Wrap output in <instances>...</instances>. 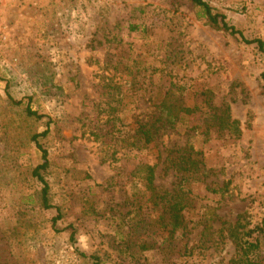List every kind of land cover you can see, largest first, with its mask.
Masks as SVG:
<instances>
[{"label":"rangeland","instance_id":"rangeland-1","mask_svg":"<svg viewBox=\"0 0 264 264\" xmlns=\"http://www.w3.org/2000/svg\"><path fill=\"white\" fill-rule=\"evenodd\" d=\"M206 1L264 40V0ZM263 72L256 44L211 27L189 0H0V264H93L56 231L70 224L101 264L229 263L223 223L264 219ZM164 100L177 121L144 145L140 125ZM227 107L239 137L212 119ZM47 130L56 225L32 175L42 162L32 136ZM184 154L192 172L178 167ZM142 165L156 167V190ZM180 181L173 232L157 192ZM250 239L264 264V233Z\"/></svg>","mask_w":264,"mask_h":264},{"label":"trees","instance_id":"trees-1","mask_svg":"<svg viewBox=\"0 0 264 264\" xmlns=\"http://www.w3.org/2000/svg\"><path fill=\"white\" fill-rule=\"evenodd\" d=\"M190 4L194 8L198 9V16L206 20V23L213 28L222 30L233 36H239L247 44H256L259 50L264 53V40L260 38L248 39L244 36L243 32L237 29L234 25H231L227 16L223 13H217L214 11L212 5L206 0H189ZM262 79L264 81V72L262 73ZM185 111V114H192L196 111V108H180ZM179 109L174 104H168L164 100L161 104V109L159 114L156 116V120L147 121L140 125L139 134L142 135L140 141H144L145 144H149L153 141L154 136L158 133L160 127L172 126L177 121V114ZM27 113L29 115H34L39 117V114L33 111L31 108H27ZM213 121H218L220 128L227 130L228 133L239 137L242 134L241 122L238 119H234L230 116L229 107L222 109L220 114L215 113L212 116ZM48 133L44 131L42 133H37L32 136V140L37 144V147L42 152V162L38 164L32 175L42 183L41 190V205L45 209L56 208L57 215L53 217V223L56 225L59 220L63 218L61 207L52 203L50 198V186L46 180L44 174L50 166L49 153L46 148L42 146L39 139L40 137L46 136ZM137 134V132H136ZM139 141V142H140ZM138 142V141H137ZM138 147V146H137ZM196 163L191 160V155L184 154L182 157L181 164L178 165L179 169H187L192 172L193 167ZM197 166V165H196ZM142 169L146 172L144 178L146 185L150 190H156L155 186V169L154 165H142ZM184 180V178L182 179ZM185 181V180H184ZM160 199L162 209L164 214L169 220V224L173 232L178 231L184 223V210L186 208V190L184 189L182 181L175 184L171 190H165L163 192H157ZM249 221L246 220L244 214L239 215L234 223H230L226 226L223 223L221 231H226V237L231 241V243L236 248V255L231 258L227 264H262V262L253 259L250 255L258 248L259 243L253 242L250 238L257 230L259 231V236L264 233V219L260 226L249 228ZM209 227V226H208ZM208 227L206 229H208ZM57 232L69 231L70 232V242L75 250L83 257L93 261V264H101L100 258L96 255H88L87 253L80 250L78 247L77 229L74 225L70 224L64 228L56 229Z\"/></svg>","mask_w":264,"mask_h":264}]
</instances>
